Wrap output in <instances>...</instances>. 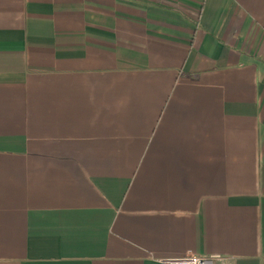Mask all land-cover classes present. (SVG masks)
<instances>
[{
  "label": "crops",
  "instance_id": "crops-1",
  "mask_svg": "<svg viewBox=\"0 0 264 264\" xmlns=\"http://www.w3.org/2000/svg\"><path fill=\"white\" fill-rule=\"evenodd\" d=\"M190 253L264 264V0H0V264Z\"/></svg>",
  "mask_w": 264,
  "mask_h": 264
},
{
  "label": "built area",
  "instance_id": "built-area-1",
  "mask_svg": "<svg viewBox=\"0 0 264 264\" xmlns=\"http://www.w3.org/2000/svg\"><path fill=\"white\" fill-rule=\"evenodd\" d=\"M232 257L220 254L198 255L190 253L182 257L163 258L160 261L164 264H233Z\"/></svg>",
  "mask_w": 264,
  "mask_h": 264
}]
</instances>
